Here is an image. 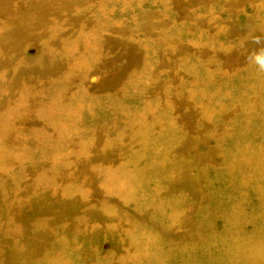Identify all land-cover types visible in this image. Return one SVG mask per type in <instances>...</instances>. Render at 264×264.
I'll list each match as a JSON object with an SVG mask.
<instances>
[{
  "label": "rangeland",
  "instance_id": "1",
  "mask_svg": "<svg viewBox=\"0 0 264 264\" xmlns=\"http://www.w3.org/2000/svg\"><path fill=\"white\" fill-rule=\"evenodd\" d=\"M0 264H264V0H0Z\"/></svg>",
  "mask_w": 264,
  "mask_h": 264
}]
</instances>
